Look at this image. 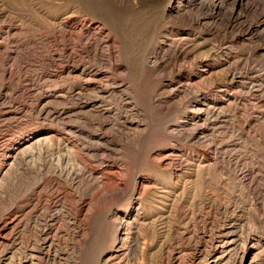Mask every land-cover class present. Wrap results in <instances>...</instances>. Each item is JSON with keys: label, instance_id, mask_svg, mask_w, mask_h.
I'll use <instances>...</instances> for the list:
<instances>
[{"label": "rangeland", "instance_id": "1", "mask_svg": "<svg viewBox=\"0 0 264 264\" xmlns=\"http://www.w3.org/2000/svg\"><path fill=\"white\" fill-rule=\"evenodd\" d=\"M0 7L9 18L0 22V166L10 143L34 132L58 133L83 151L76 157L63 146L60 157L33 151L9 159L0 173V210L16 195L25 165L89 194L91 184L76 189L86 160L97 176L128 171L152 181L139 200L114 202L122 213L140 208L151 245L180 206L198 210L202 194L236 201L249 217L250 197L262 204L264 0H0ZM88 36L98 43L86 46ZM199 104L216 109L199 113ZM95 111L105 113V123ZM128 115L144 130L125 128ZM196 124L206 139L187 140L185 128ZM168 154L189 163L181 176L161 161ZM205 154L217 169L202 168ZM94 233L79 249L69 241L76 260L69 263L96 264L114 233ZM258 234L264 238V229ZM158 248H149L145 264ZM260 259L264 264V251Z\"/></svg>", "mask_w": 264, "mask_h": 264}, {"label": "bare ground", "instance_id": "2", "mask_svg": "<svg viewBox=\"0 0 264 264\" xmlns=\"http://www.w3.org/2000/svg\"><path fill=\"white\" fill-rule=\"evenodd\" d=\"M6 15L4 8L0 7V22L9 19ZM92 40L95 39L88 36L85 45L97 42ZM13 67H16V63H12L10 68ZM96 79L95 75L89 77V81ZM98 107L96 104L90 110ZM195 109L199 113H214L212 111H215L216 106L199 104ZM95 112L96 118L105 123V113ZM123 123L131 131L144 130L142 122L129 115ZM185 130L187 140L207 137L204 131H200L198 124L193 128L186 127ZM57 134L34 132L12 141L9 152L1 161L0 173L9 159L26 156L33 151L39 155L56 154L60 157L58 150L64 146L70 148V153L76 157L83 156L77 143L69 145L70 141ZM176 156L168 154L160 158L169 166H176L174 173L181 176L186 163H189L182 155ZM205 156L207 159L205 157L201 160L202 168L215 170L219 167L216 162H211L208 154ZM52 173L43 171L39 165H25L19 171L18 183L13 184L17 193L7 203V207L0 210V264H71L69 261L73 259L72 263H76L75 257H70L72 254L69 250L72 247H68L69 241L79 249L81 244L91 243L97 229L103 233L105 230L111 231L114 235L111 244L97 258L96 264H128L131 259H138V264H145L148 261V250L152 246L159 247L152 264H261L264 238L261 239L258 233L264 229V201L260 204L259 195L250 197L249 217L236 201L220 202L212 195L202 194L198 197L202 203L200 208L195 211L190 206H180L170 229L162 225L155 245H151L147 237L152 232L146 228L140 208L122 213L115 209L117 204L114 205L115 201L119 200V203L128 196L139 200L151 190V180L144 179L139 172L128 171H103L97 176L95 166L86 160L79 169L80 183L78 185L79 181H76V189L80 192L81 186L86 185L85 188H88L87 185L91 184V191L87 194L83 189L77 195L72 188L74 183L67 185ZM205 181L209 184L208 178ZM253 183L249 180V191ZM104 206L106 209L102 210ZM98 210H101L100 213ZM94 217L95 221L91 223Z\"/></svg>", "mask_w": 264, "mask_h": 264}]
</instances>
